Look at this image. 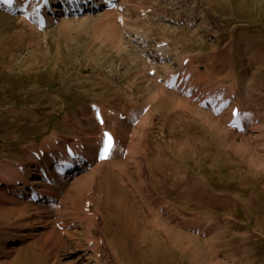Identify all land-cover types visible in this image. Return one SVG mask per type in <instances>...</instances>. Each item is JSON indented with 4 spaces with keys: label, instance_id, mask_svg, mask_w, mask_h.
<instances>
[{
    "label": "rangeland",
    "instance_id": "obj_1",
    "mask_svg": "<svg viewBox=\"0 0 264 264\" xmlns=\"http://www.w3.org/2000/svg\"><path fill=\"white\" fill-rule=\"evenodd\" d=\"M121 15L127 28L96 13L34 31L0 9V264H264V0H125ZM148 55L175 88L149 74ZM93 101L115 113L108 162ZM235 104L246 131L227 125ZM52 136L82 139L94 163L58 180L55 163L33 159ZM17 165L45 167L55 204L9 192ZM95 191L108 221L83 210Z\"/></svg>",
    "mask_w": 264,
    "mask_h": 264
},
{
    "label": "bare ground",
    "instance_id": "obj_2",
    "mask_svg": "<svg viewBox=\"0 0 264 264\" xmlns=\"http://www.w3.org/2000/svg\"><path fill=\"white\" fill-rule=\"evenodd\" d=\"M42 0H38L37 1V3H39V2H41ZM58 1L59 0H53V2H54V4H55V6L57 5V3H58ZM129 1V0H128ZM31 2V6H36L37 5V3H36V0H31L30 1ZM126 2H127V0H126ZM120 5H118V7H116V8H114V9H111V10H109V9H107V10H104V12H102V16L105 18V20H107V21H111V22H113L114 24H113V26L115 25L116 27H119V25H118V23H117V18H118V14H119V8L121 7V5H124L125 4V0H121V2L119 3ZM127 5H128V3H127ZM130 6V5H129ZM138 7V6H137ZM140 7V6H139ZM145 7V6H144ZM147 7V6H146ZM141 8H143V7H141ZM139 9V8H138ZM137 9V10H138ZM53 10H59L58 8L57 9H53ZM29 11H31V7H30V9H29ZM128 10H126V12H127ZM152 12V11H151ZM44 14H46L47 15V13L46 12H44ZM136 16H138V14H136ZM135 15H133V17H136ZM139 17V16H138ZM34 18V17H33ZM132 18V17H131ZM123 19V18H122ZM132 19H134V18H132ZM132 19L130 20V21H132ZM25 20V19H24ZM77 20V19H76ZM82 20H84V19H82ZM33 21V19H30V21H28V20H25V23L26 24H28V25H30L31 27H32V29L34 30V31H37L38 29L36 28V26H34L32 23ZM69 21V20H68ZM106 21V22H107ZM99 22V21H98ZM110 22V23H111ZM134 23V22H133ZM107 24H108V22H107ZM130 24V23H129ZM143 24V23H142ZM95 25H97V24H95ZM110 25V24H109ZM133 26H134V24H132ZM106 26V25H105ZM112 26V27H113ZM107 27V26H106ZM111 27V28H112ZM153 28V27H152ZM107 29V28H106ZM113 29V28H112ZM107 32V31H106ZM153 33V32H152ZM158 33V32H157ZM110 34V33H109ZM114 34H116V33H114ZM132 35H134L135 37H136V39H137V41L138 42H140L141 44H143V45H148V43L146 44V42H148V38H147V36L145 35V34H141V33H139V32H136L135 34H133L132 33ZM115 36H117V35H115ZM164 36V35H163ZM167 37V36H166ZM111 38V37H110ZM114 38V37H113ZM117 38H118V36H117ZM158 38H161V37H158ZM164 38V37H163ZM168 38V37H167ZM115 39V38H114ZM121 40V39H120ZM162 40V39H161ZM170 40V39H169ZM160 44H163L164 45V43H160ZM159 44V48H156L157 49V51H158V53H160V56L159 57H162V56H165V54H166V50H167V46H162V45H160ZM123 47V46H122ZM119 50H121V48L119 49ZM168 53V52H167ZM162 54V55H161ZM188 62H189V60H188ZM152 70V69H151ZM144 72V71H143ZM155 73H156V71H155ZM156 76L158 77V78H160V79H166V76L165 75H162V74H160V73H156ZM151 83V82H150ZM152 85V84H151ZM162 91H164V89L162 90ZM167 91V90H166ZM156 94V93H155ZM158 94H160V93H158ZM157 94V95H158ZM153 95V94H152ZM157 95H155V96H157ZM159 96V95H158ZM164 98H165V96H164ZM175 98V97H174ZM158 99V98H157ZM160 99V98H159ZM166 99V98H165ZM149 102V101H148ZM187 108V107H186ZM189 108V107H188ZM102 109L104 110V111H106L107 110V108L106 107H102ZM179 110V109H178ZM181 110V109H180ZM186 109H184V111H185ZM232 110V109H231ZM230 110V117H231V114H232V111ZM187 111H188V109H187ZM190 111L191 110H189L188 112L190 113ZM189 113H187L188 115H189ZM198 117V116H197ZM107 121L109 120V117L107 116V115H105V117H104ZM232 118V117H231ZM231 118L230 119H228V124H229V122L231 121ZM240 118L243 120V121H245L246 120V114H245V112L243 111V113H242V115H240ZM107 122L105 123V126H107ZM199 125V124H198ZM112 129V131L114 132V133H118V131L116 130V128L115 127H112L111 128ZM234 130V129H233ZM136 131V130H135ZM204 131H205V129H204ZM226 131V130H225ZM137 132V131H136ZM135 133V132H134ZM235 133V132H234ZM209 134V133H208ZM128 135V134H127ZM136 135V134H135ZM118 137V139H120L119 138V135L117 136ZM135 137V136H134ZM207 137H208V135H207ZM202 140V139H201ZM201 140H199V141H201ZM103 141V140H102ZM138 143V142H137ZM137 145V144H136ZM212 146V145H211ZM134 147H135V145H134ZM202 147V146H201ZM201 147H200V149H201ZM209 147H210V145H209ZM213 149V148H212ZM113 152V151H112ZM132 152V151H131ZM133 153V152H132ZM132 153H131V155H132ZM113 154V153H112ZM130 155V154H129ZM110 157H111V155H110ZM109 157V160L108 161H110V158ZM134 157V156H133ZM33 159L35 160V158L33 157ZM88 160H89V162L90 163H92L93 161L91 160V158L89 159L88 158ZM130 160V159H129ZM131 160H132V158H131ZM107 161V162H108ZM115 161V160H114ZM113 161V162H114ZM32 163H34V161H31ZM110 163H108L107 165H109ZM105 166H106V164H104ZM10 170H12L13 171V168H9ZM25 169H26V167H25ZM45 169V167H43L42 168V171L41 172H38V173H33L32 171H31V169H26V175L22 178V180H21V182L20 183H18L17 185H16V187H12L11 186V188L9 189V192L10 193H12V194H19V196H24V195H26V194H29V190H28V186H30V185H32L33 187H35L36 186V190L37 191H39V192H37L36 194H38L39 196H40V198H41V200H42V198H45V196H46V192H48L51 196H54V198H55V194L53 193V191L50 189V187L48 186V183H45L41 178H44V174H43V170ZM123 169V168H122ZM18 173H19V171H18ZM20 174V173H19ZM21 175V174H20ZM34 177H33V176ZM79 175V174H78ZM110 175L112 176V180H114V176H113V174L112 173H110ZM110 175H108L109 177H108V179L110 178ZM22 176V175H21ZM30 176L32 177V178H30ZM36 177V178H35ZM55 177H58L57 175L55 176ZM70 177V176H69ZM69 177H66L65 179H67V178H69ZM46 178V177H45ZM57 179H64V178H60V177H58ZM46 181V180H45ZM106 182H107V180H106ZM105 182V183H106ZM54 184V183H53ZM107 184H109L108 182H107ZM80 186V185H79ZM43 188H45V189H43ZM91 188V187H90ZM92 189V188H91ZM125 191V190H124ZM124 191H115L114 189H112L111 190V192H109L107 195H108V198H110L111 196H114L115 198H116V196H120V194H124L125 192ZM97 192H99V189L97 190ZM127 193V192H126ZM125 193V195H127ZM87 194V193H86ZM90 194V193H89ZM123 196V195H122ZM90 197V196H89ZM123 198V197H122ZM95 200L97 201L98 200V195H97V193H96V191L92 194V196H91V199H90V201H91V203H92V205H93V207H94V204H95ZM105 200H107V197L105 196ZM122 200V199H121ZM125 200H127L126 198H125ZM116 201V200H115ZM112 202V200H109V201H107V203H111ZM133 202V201H132ZM115 203V202H114ZM122 203V202H121ZM31 204H33V203H31ZM119 204V203H118ZM34 205H36V204H34ZM122 205V204H121ZM126 205H127V203H126ZM132 206H133V204H131ZM134 205H135V203H134ZM131 206V207H132ZM84 207V206H83ZM117 207V206H116ZM122 207V206H121ZM103 208L105 209V206H103ZM94 210H95V207H94ZM96 211V210H95ZM100 211H101V209H100ZM107 212L109 213V211L107 210ZM100 215L102 218H103V220H105V221H108L109 219H108V217L106 216V215H104V214H102L101 212H97L96 211V213L94 214L95 215V217H96V219H97V215ZM124 217H125V219L126 220H128V221H133V218H132V216H131V214L130 213H128V214H126V215H124ZM108 219V220H107ZM162 219V218H161ZM165 224V223H164ZM15 240H20L19 238H17V237H7V239H6V241L7 242H15ZM4 243H6V242H4ZM98 244H99V240L94 236H90L89 237V239H88V241H87V246L85 247V248H83V249H85L86 251L85 252H89V251H92L93 250V248H95V247H97L98 246ZM88 247H91V248H88ZM79 258H81V257H79Z\"/></svg>",
    "mask_w": 264,
    "mask_h": 264
},
{
    "label": "snow or ice",
    "instance_id": "obj_3",
    "mask_svg": "<svg viewBox=\"0 0 264 264\" xmlns=\"http://www.w3.org/2000/svg\"><path fill=\"white\" fill-rule=\"evenodd\" d=\"M4 3L11 5L13 3V0H3ZM102 122V121H101ZM107 135V141L105 143V147H104V152L102 155V158H106L107 155L109 154L111 147L113 145V139L111 137L110 134H106Z\"/></svg>",
    "mask_w": 264,
    "mask_h": 264
}]
</instances>
